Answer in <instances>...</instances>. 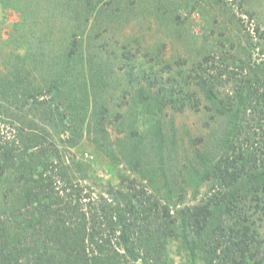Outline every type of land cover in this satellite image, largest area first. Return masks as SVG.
Segmentation results:
<instances>
[{"label":"trees","instance_id":"trees-1","mask_svg":"<svg viewBox=\"0 0 264 264\" xmlns=\"http://www.w3.org/2000/svg\"><path fill=\"white\" fill-rule=\"evenodd\" d=\"M0 8L20 14L0 66V264H175L171 238L184 264H264V0ZM141 9L189 54L169 62L144 49L138 59L132 39L111 50L118 23ZM119 71L128 82L117 111ZM186 111L206 117V134L179 132L176 114ZM85 132L137 177L119 174L107 195L82 184L89 164L65 147ZM190 190L194 203L183 204Z\"/></svg>","mask_w":264,"mask_h":264},{"label":"rangeland","instance_id":"rangeland-1","mask_svg":"<svg viewBox=\"0 0 264 264\" xmlns=\"http://www.w3.org/2000/svg\"><path fill=\"white\" fill-rule=\"evenodd\" d=\"M193 17L195 18V22L192 25V30L196 33H200L202 31L201 20L198 18L197 14H193ZM19 18L20 14L16 10L12 8H0V66L2 67L5 65L4 61L7 58L5 55L10 53L14 46V43L9 41L11 40L10 33L13 31L12 27L19 21ZM244 18L247 19V17ZM118 24L116 35L111 34L109 36V45L111 46V50L112 48L120 47L122 42L132 39L133 41H137V44L140 43L142 47V50L138 53V59L139 57L146 59L145 56L143 57L144 49H149L152 53L160 52L162 59L164 61L168 60L169 62H174L179 58L182 59V54H189L191 46L178 41L177 38L167 31L165 24H157L155 19L150 16L149 12L145 9H141L138 13H136L130 22ZM186 39L188 40L191 38L186 37ZM137 44L134 43L133 53H135L138 48ZM162 45H165V47ZM119 62L120 65L117 64V67L125 68L129 65V61L120 60ZM119 73L121 83L117 86V97L111 103L112 108L114 110L117 109V111H120L123 106L122 100L117 99L128 82L124 72L119 71ZM171 116L172 112H169L167 120H169ZM28 118L32 119L33 116L30 115ZM205 120L206 117L202 113L194 111H186L184 113L176 114L175 118L176 126L179 132L183 133L186 131V128H188L192 131V135L194 136L206 134L208 132ZM108 136L111 140L118 137L116 127L113 124L108 126ZM65 137L66 135L64 134L63 138ZM196 145L198 147L200 146L199 143ZM62 147L65 146L63 145ZM65 148L68 149L66 156L69 158L75 156L77 159L84 161L87 165L89 164L87 172L89 177L86 180H82V184H89L97 196L99 194H106V190L110 188L111 185L119 186L121 183L119 174H124L125 176H130L131 178L137 177L136 174L127 170L124 164H115L102 150L96 148L91 139L86 135V132L76 147ZM81 174L82 171L75 173L78 177H80ZM204 191L205 189L203 188L202 192ZM202 194L203 193H201L198 198L202 196ZM182 203H194V200H192L191 190L186 195ZM168 254L174 260L175 264H184L186 261L185 251L182 248L180 239L178 238H171L169 240Z\"/></svg>","mask_w":264,"mask_h":264}]
</instances>
